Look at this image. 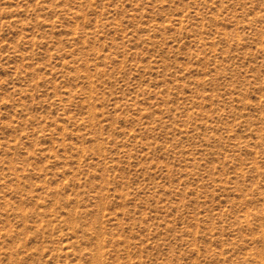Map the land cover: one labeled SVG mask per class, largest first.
<instances>
[{
  "label": "rangeland",
  "instance_id": "rangeland-1",
  "mask_svg": "<svg viewBox=\"0 0 264 264\" xmlns=\"http://www.w3.org/2000/svg\"><path fill=\"white\" fill-rule=\"evenodd\" d=\"M0 264H264V0H0Z\"/></svg>",
  "mask_w": 264,
  "mask_h": 264
}]
</instances>
